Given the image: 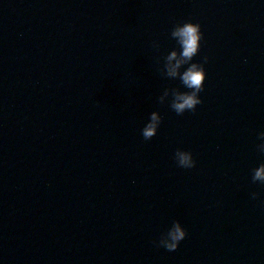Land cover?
Wrapping results in <instances>:
<instances>
[{
  "label": "water",
  "instance_id": "1",
  "mask_svg": "<svg viewBox=\"0 0 264 264\" xmlns=\"http://www.w3.org/2000/svg\"><path fill=\"white\" fill-rule=\"evenodd\" d=\"M261 167L264 0H0V264H264Z\"/></svg>",
  "mask_w": 264,
  "mask_h": 264
},
{
  "label": "clouds",
  "instance_id": "2",
  "mask_svg": "<svg viewBox=\"0 0 264 264\" xmlns=\"http://www.w3.org/2000/svg\"><path fill=\"white\" fill-rule=\"evenodd\" d=\"M174 36L179 38V42L183 47V52H172L169 56V65L168 70L169 74L172 76H176L179 74V69L181 66L190 60L198 51L199 43L202 39L201 26L199 24L194 23H186L183 26L178 27V29L174 32ZM178 57H182L179 58ZM176 61V63H172V61ZM185 84L189 87H194L199 90L203 82L205 80V72L198 65H192L191 68L188 69L187 72L183 74L182 77ZM200 101L196 95V93L192 94H184L177 96V103L174 105L177 111L182 112L186 108H194L196 104ZM159 117H153V122L149 124V126L145 129V136L150 137L153 135L157 128V122ZM179 161L182 165L186 167L194 166V161L191 153L188 152H180L178 153ZM256 179L264 180V167H261L256 172ZM186 236V232L180 224H177L175 228L170 233V239L166 241L167 247L170 250H174L178 247L180 241L184 239Z\"/></svg>",
  "mask_w": 264,
  "mask_h": 264
}]
</instances>
